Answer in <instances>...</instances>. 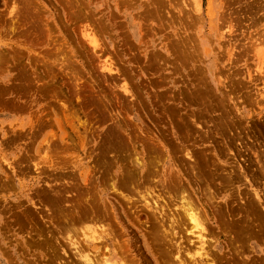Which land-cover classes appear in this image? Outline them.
I'll list each match as a JSON object with an SVG mask.
<instances>
[{"label":"rangeland","instance_id":"1","mask_svg":"<svg viewBox=\"0 0 264 264\" xmlns=\"http://www.w3.org/2000/svg\"><path fill=\"white\" fill-rule=\"evenodd\" d=\"M263 58L264 0H0V264H264Z\"/></svg>","mask_w":264,"mask_h":264},{"label":"bare ground","instance_id":"2","mask_svg":"<svg viewBox=\"0 0 264 264\" xmlns=\"http://www.w3.org/2000/svg\"><path fill=\"white\" fill-rule=\"evenodd\" d=\"M262 61H264V58L259 61V65H258L259 66V70H262L264 68V62H262ZM184 213H186L185 215L188 216L189 219L192 222H194L196 230L201 227L200 224H199V222L195 219L194 212L191 209L187 208ZM195 235H196V239H197V242H198V245H199V249H200V251L197 253V255H200L201 254V251H204V247H203L204 244H205V241H204V237H205L204 236V230L202 228L199 229V230H197ZM205 256H206L205 254L204 255L202 254V257H205ZM103 258H104V260L102 259L103 260V263L101 261L102 264H122V263H118V261H115V260H108L105 257H103ZM199 259L201 260L202 258H199ZM83 264H92V262L89 259H86V260H84V263ZM123 264H125V262Z\"/></svg>","mask_w":264,"mask_h":264}]
</instances>
